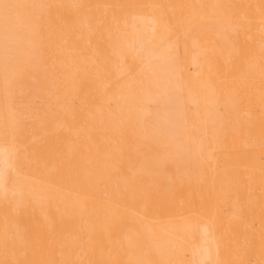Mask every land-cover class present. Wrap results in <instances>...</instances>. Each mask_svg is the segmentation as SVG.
<instances>
[{
	"label": "bare ground",
	"instance_id": "bare-ground-1",
	"mask_svg": "<svg viewBox=\"0 0 264 264\" xmlns=\"http://www.w3.org/2000/svg\"><path fill=\"white\" fill-rule=\"evenodd\" d=\"M0 264H264V0H0Z\"/></svg>",
	"mask_w": 264,
	"mask_h": 264
}]
</instances>
